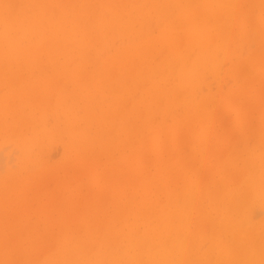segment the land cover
I'll return each mask as SVG.
<instances>
[{"label": "bare ground", "instance_id": "obj_1", "mask_svg": "<svg viewBox=\"0 0 264 264\" xmlns=\"http://www.w3.org/2000/svg\"><path fill=\"white\" fill-rule=\"evenodd\" d=\"M118 1L120 2L119 4L116 3ZM183 1L184 0H182V2ZM189 1L190 0H185L186 4L191 3V1L190 2ZM207 1H209V0H207ZM235 1H238V2H236L237 5L240 2V0H235ZM235 1H234V3H235ZM262 1H264V0H262ZM15 2L20 7V11L19 12L16 11L17 14H16V12H15V14H12V8H13V4H15ZM182 2H181V0H162V2H160V0H139V4H138L137 0H100L99 1L100 13L95 14V9H91L93 2L91 3L89 0H0V25L2 26V28L0 30V84L7 83L8 86L10 85L11 81L17 76V73H19L18 72L19 67L24 66L25 68H27L26 72H28V74H29V71L31 72L34 67H36L37 65H41L40 64L41 61L39 60V58H38V60L34 58L36 56H40V55H38V54H41L40 51L43 52V54L47 60V62H45V63L55 65V64H58V61H56V56L58 54H63L64 55L63 57H65V59H66V57L68 55L70 57V54L71 53L73 54V52H75L76 54L74 56L76 57L77 54L79 55V54L84 53L85 52L84 50L86 47L88 49H90L89 47H92L90 45L95 43V37H97V39H98L99 35H100L99 37H102L103 34L105 36V33L109 34V32H111V34H114V35L126 34L127 38H128V36L131 37V35H134L136 32L135 31L136 29L134 30V27H133L136 24V23H134L136 20H138L140 22L141 20L143 21V19H145V21H146V18L159 19V17H161V15L165 14L166 12L171 11V13H172V10H170L171 7L174 9H177L179 12H181V14L183 15V19H184V22L181 23V28L183 26H185V27H187L186 30H184L182 28L183 31H181L179 29V31H181V32L178 33L177 35H173L172 30H169V31L166 30L168 32L164 33L165 32L164 31L163 34H161L160 36H158V34H160L158 31V34L156 35V37L158 36L157 38L149 39L148 37H146L144 40V43H142L141 45H137L139 43L137 41L138 42L137 44L131 43L130 46L124 47L121 52L115 53V55H113L115 57L113 59H111V60H114L112 62H115L116 59H119V60H116L117 62H119V61L121 62V60L123 59L124 61H128L126 64H125V62L124 63L121 62L123 64V67L124 66L127 67V66H131V65L135 64L136 59L134 58V56H136V58H138V60H137L138 63H140V61H141L140 58H143V57L147 58L146 57L147 56L146 48L148 47L149 42L156 40L154 42L158 43V45L159 44H161L163 46L165 44L168 45L169 50H170V55L173 58L180 61L181 67H179L177 69V73L181 79L180 81H182V82L184 81V83L189 82V84L192 87H194L195 85H197L200 82L203 73L210 72L214 76H215V74H217L218 63H219L218 55L220 53V52L218 53V51H221L224 58L230 59V65L227 67L228 70L226 72H230L229 74L232 75L231 78L233 81H232V84L227 87V90L220 94V96H221L220 100L221 101L220 100L219 101L220 102L223 101V102H222V104H220V103L219 104L222 106L223 105L225 106L226 103L231 102L235 98V99H237V101H235L236 104L234 103L233 106H235V108H236V105H237V103H239L240 100L238 101V97L236 98L234 96H236L237 94L240 96V92H243V93L249 94V95L252 94V97H251L252 100H250V103L248 102L249 100H246V99L245 100L250 105L252 102L255 103V105H252V107H250V109L252 108L253 111L250 112L249 116H247V113H246V110L249 109V106H248V109H245V111H244L245 113L243 115L241 113L236 114L238 112V111H236V109L238 108L237 110H240L239 107L241 105H244L245 101L240 102L239 104H241V105L239 107H237L236 109L233 107L235 112H236L235 115H233V116H231L232 114H230V115L228 114L227 116H222L219 119L218 118L215 119L214 122H212L214 117H211V115H209V114H207V116L209 115L210 118H212V120H211L212 125H213L212 129H214V130L215 129L219 130V127H221L224 124V120L228 119V118H231L229 120V122L232 126L233 125L239 126L237 134H236V139L234 140V142L235 141L236 142L235 143L232 142L233 146H231V149H233V150L237 149L239 144H240V141L242 140L241 138L244 135H246L247 132H249L251 134L250 136L252 137V139L254 138L253 144L257 147V152L259 151L256 154L255 153L256 149L253 150V147H251V148L253 151H255L254 154H253V151H250L251 149L244 151L245 149H247V146H248L247 139L249 140V138L246 136L247 139L243 138L246 140L244 142L245 145H244L243 149L237 150V151L232 150L233 152H230L231 156L229 158L226 155H224V158L225 157H227V158H225L224 160L222 159L223 161L218 160L216 162L217 164L216 163L214 164L216 167H218V169L215 168V166H214L213 170H215V171L210 172L211 177L209 175V178H210L209 180L206 179V181H202L201 178L203 176H205L206 174H203V176H202V175H199L200 173H198L197 178H199V177H201V178L195 179V175H196L195 173H197V171L199 169H201L200 168L201 165H203L206 162V161L205 162L201 161V163L198 166H196V169H195L196 171L194 172V175H193L194 179H192L193 177L191 178V175H190V177L187 176L186 178H184L183 179V186L179 192H175V190H173L174 188H171L169 186L170 184L167 185L168 181L171 178L170 179H168V178L164 179L165 175L162 174L163 177L162 176H161V178L159 177L161 182H159L158 185H160L161 183L163 184L162 189L165 190L167 202L165 204H163L162 206H164V207L167 206L168 209L167 208L166 209L168 211L167 212H164V211L159 212V210H158V214L156 213L157 215H155V221H156L155 225L152 223H151V225L146 223L144 228L142 230H140L141 231L140 233H138L139 229L136 230V228L134 226L138 220L139 214L142 215L141 216V219H142L143 217L149 215V212L152 211V208H153L152 203L153 202L149 201L148 198H147V200L149 201L148 202L149 205L146 204V208H145L144 212L138 211V213H137V209H136L137 206L136 205L132 206V205L128 204L131 199L129 200V202L123 204V206H120V204H118L117 202L114 203V212L111 214L115 213V214H117V216L125 217V215L128 212L133 213V221H130L128 224L124 223V225H126V227H127L126 230H124V227H120L119 229H114V225H112V223L110 222L111 220L107 222L104 219L105 221L102 220L101 223L96 221L97 223H99L98 226L96 224L92 225V223H94V220L91 224H90V222L86 221V218L84 220H82L81 221L82 227L84 228L83 230L85 231L84 235L87 236V239H81V237L78 234H76L78 232H72V231L70 232L69 226H68L69 222L67 223L68 217L65 216L64 218H61L62 214L59 212L61 214V215L59 214L61 219H59V217H58V219L60 220L59 225H57V226H59V230L54 235V237H53L52 241L49 243V245H47V250L45 249L46 252L44 251L43 256L38 257L36 255V253H35L36 257L34 255V252L38 248L37 240L39 238V235H37V233H36L38 231L36 230L35 226H32L30 229H34L33 231H29L30 229H28L29 234H30L29 237L31 236L30 238L32 239V244L30 246L28 245L24 248L21 246V244H18L17 241L12 243L9 248H6L5 244L3 245L4 247H2V244H1V247H0V264H11V263L12 264H264V218H261V219L259 218L260 220L257 222L254 221V218L256 217V215L258 213H260V211H258L259 209H257V207H258L257 204H260L261 208H264V144H262V146L257 145V141H258L257 136L261 135V137H264V102H262V104H260V102L257 101L261 97H264V60H262L261 62H257L256 57H254L255 59H253V57H250V54H249V56H247L245 58L241 57V55H242L241 52L242 53L245 52V51L241 50L242 47H244L243 45L244 44L249 45L247 48V52H248L250 47L253 45L252 41H254V43L256 45V50L259 48V51H260V47H261L260 45L262 43H264V13H262V16H260L259 18H256V17L254 18L253 15H251V12H249V11L242 12V11L238 10L239 13L235 17L234 13H233L234 11L232 12L230 9L226 8V11L224 12L225 17L222 20V23L219 22L221 24H219L217 26V29H218L217 33L220 34L218 40L215 43H213L212 46H206V45L204 46L203 44H205L206 39H208L210 34L214 33L215 28L213 27L214 29H213L212 33L210 31H208L210 34L204 37L203 35H205L206 32L204 34L202 33L203 28L207 27L210 24V22L209 21H202V23L199 22L198 24L195 25L193 20H192V18H193L192 14L191 13L185 14L182 10H180L182 8L181 7ZM232 2H233V0H232ZM261 2L258 4L260 5ZM195 3H197V6H202V8L197 7L199 10H201V9L203 10V8H205V5H207L206 0H198V2H195ZM195 3H193V4H195ZM230 3H231V0H227V6L228 7H229L228 4H230ZM145 4H147V5L149 4V6H147L148 9L147 8L144 9L145 6H143V5H145ZM203 4H205L204 7H203ZM224 5L226 6L225 2L223 4V6ZM89 6H91V7H89ZM190 6H191V4H190ZM194 6L192 5V7H194ZM211 6H212V3H211ZM27 7L31 8L30 13H28L26 11ZM213 8H215V6ZM218 8L219 9L215 8L216 11L222 10L221 6H218ZM215 9H213L212 11H214ZM235 9H237V8L235 7ZM262 9H264V8H262ZM54 10H57L59 13V16L57 18H53V16H52L53 13H55ZM223 10H225V7H223ZM150 11H152L153 14ZM194 11L195 10H193V12ZM197 11H196V13H198ZM203 11H205V10H203ZM215 13H217V12H215ZM177 14H179V13H177ZM212 14H213V12H212ZM217 14L218 15H216V16H218V18H219V19H217V21H218L222 18L223 15H221V14H223V13L222 12L220 13L221 17H219V12ZM90 16H93V18H94L93 21H89V20H91L89 18ZM125 16L127 18L123 21L122 18H124ZM197 16H198V14H197ZM169 17H170V15H169ZM175 17H176V15H175ZM175 17H173V18H175ZM207 17H209V16H207ZM207 17L205 16L204 18L207 19ZM150 19H149V21H150ZM209 19H210V17H209ZM168 20L166 21L167 22L166 26L169 29L170 28L172 29V28H174L175 23L176 22L179 23V21L181 19L179 17L177 19H173V20L170 19L169 21ZM217 21H215L216 25H217ZM159 22H161V21L159 20ZM252 23L254 26L250 27V29H249L248 26L249 25L251 26ZM143 25H141V26H143ZM177 25L180 26L179 24H177ZM162 26H160V29ZM142 28H141V30H142ZM146 28L149 31L150 24L148 26H146ZM217 29H215V30H217ZM141 30H140V33H141ZM148 31L146 30L145 32H148ZM194 31H196V33ZM142 32H143V30H142ZM193 32H194V34H193ZM140 33H138V34H140ZM77 34L80 35V38L78 41L75 40V37ZM215 35H216V32H215ZM104 36H103V38H104ZM140 36L142 37L144 35H142V33H141ZM149 36H151V35H149ZM33 37H34V39H33ZM22 38H26V41H27V43L24 46H21V43H20V42L24 41V40L20 41V39H22ZM107 38H109V37H106V39L103 40V43H106V45H108L107 44V42H108ZM214 38H216V37H214ZM214 38H213L212 42L215 40ZM146 39L151 40V41H147ZM179 39L183 40V46H184V49H183L184 52L183 53H180L179 49H177L178 48L177 47V41ZM250 41L252 44L249 43ZM154 42L150 43L149 46L150 45L153 46ZM231 42H232L233 46H230ZM106 45H104V46H106ZM194 45H196V47H197V56H196V59L193 61L194 66L193 67L191 66L192 68L189 69L188 71H186L183 69V67H184L183 66L184 56L186 55V57H187L186 52ZM94 46H96V45L94 44ZM104 46H102V48ZM97 47H99V43L97 44ZM209 47H211V48H209ZM153 48H154V46H153ZM87 50H86V52H87ZM90 50H92V49H90ZM156 50H157V48H156ZM98 51H97V53H98ZM153 51H155V50H153ZM86 52H85V54H86ZM91 52L93 54V51H91ZM262 54H264V53H262ZM189 56H190V52H189ZM45 58H43V60ZM77 58H79V57L77 56ZM153 58H155V57H153ZM262 58H264V57H262ZM164 59H165V57H164ZM175 59L174 60L173 59L167 60L165 62L166 66H167L166 70L168 71V74L173 73V70L171 67L176 64V63L173 64L174 61L175 62L177 61ZM107 60H109V59H107ZM143 60H144V58H143ZM155 60H157V56H156ZM257 60L259 61L260 58H257ZM67 62H68V60H67ZM148 62H147V64H148ZM63 63L65 64V62H63ZM107 63L110 64V62H107ZM162 63L160 62V64H162ZM64 64L61 63L60 68L62 69V72L65 73V79H68L72 74L66 70L67 67ZM141 64H144V63H141ZM153 64H154V62L152 63V66H153ZM67 65H69V64H67ZM113 65H114V63H113ZM4 67L7 68L6 71H3L5 69ZM56 67H58V66H56ZM98 67H100V66H98ZM117 67H121V65H119ZM160 67L158 68L159 71H160ZM2 68H4V69L2 70ZM38 68H39V66H38ZM107 68H108V66H107ZM147 68L149 70L150 67H146V69ZM126 69L127 68H125V71H127ZM138 69H139V67H138ZM119 70H121V69H119ZM122 70H124V69L122 68ZM157 71H156V74H157ZM102 72L103 71L101 70L100 73L96 74L95 78H93L91 80V85H93L94 88H100L101 87L100 76H101ZM90 73H92V72H90ZM110 74H111V70H110V73L108 74V76ZM138 74H140V72H138L137 75ZM104 75H106V74H104ZM122 75H124V74H121L120 77ZM150 75H151V73H150ZM162 76H160L161 79L163 78ZM144 77H145V75H144ZM151 77L153 79V77L155 78V75L151 76ZM254 77H258V78L260 77L259 78L260 83L258 82L257 83L258 85H256V84L252 85L255 82L251 81L252 82L251 85H248L247 79L251 78V79L255 80ZM106 79H108V77ZM159 80H160V78H159ZM173 80H175V79H173ZM21 81H23V80H21ZM85 82H83L84 87L86 86ZM104 82H106V81L104 80ZM23 83L22 82L19 83V84H21L20 86H22ZM34 84H35V82H34ZM153 84H155V83H153ZM157 84H158V82H157ZM12 85H17V84H12ZM29 85L25 84V86H24V84H23V86L20 88L16 87V88H18L17 91L15 90L16 92L14 91L18 96V98H16V100L18 99L17 103H14V104H15V106H19V109H20L19 117L17 119L14 116V115H16V112H15L16 110L13 109V111H11V109L9 107H8L9 110H7V108L4 104L6 101L3 103H0V114H5V115L11 114L10 130H13L11 128V126L15 128V126L17 124L20 125L22 123V120L24 119L23 118V112H24L23 109L25 106H27L28 109L30 110L29 114L31 116H32L31 111L35 107H37L41 112L40 117L42 120L46 117V115H48V112L50 111V110L48 111V108L46 106V103L49 104L50 101H49V103H48V101L46 103L42 102L43 99H46V98H44V94L41 95L42 97L40 96V99H41L40 101L38 100V102H36L34 100V97L36 98L39 94H41L42 88L44 91H46V89L43 87L44 85L42 84V80H41V83L39 84V87H37V88L34 87L35 85H33V84L30 85V86H32V90H31ZM182 85H183V83H181V86ZM151 87L155 88L154 85H152ZM107 88H106V90H107ZM161 88H162V86H161ZM184 88L186 89L185 85H184ZM103 89L104 88H102L99 91L100 97H103L105 95L104 93L106 90L104 89V91H103ZM155 89H154V91H155ZM158 89H156V90H158ZM174 90H173V93L176 94L177 91L174 92ZM180 90H182V88ZM29 91H30V93L32 92V97L34 95L33 98L30 95L28 97H25L26 96L25 94H30ZM52 92H54V94L52 93L51 97H52V95L55 97V99L53 101L54 104L51 106V108H53V106H55V108H53L51 111L52 115L55 118L54 120H57V122H58L59 121V114L62 113V114H65L64 116H65V120H67V123L69 121H72L76 116L75 112H77V109L75 108V106L78 105V101H79V99L76 101V99L78 97V96L76 97L77 90L74 94H71V96L66 98V96L64 95V93H65L64 83L63 84L59 83V86L56 87ZM91 92H93V91H91ZM91 92H90V94H92ZM147 92L149 93V91H147ZM147 92H145L146 95H147ZM167 92L169 93L170 91H167ZM187 92H188V90H187ZM15 93L13 95H12V93L9 95L14 96ZM84 94L87 95V93H83V95ZM177 94L179 95L178 92H177ZM189 94L190 93L186 94V96H188V98H189ZM158 95H159V93H158ZM182 95H183V93H181V97H182ZM212 95H213V97L211 96L212 100H215V98H216L215 96H217V94L215 96H214V94H212ZM253 95H254V97H253ZM29 97H31L32 100H30ZM120 97H121V95L120 96L117 95V92H116V94H113L112 95V102L110 104L116 103V101L118 104L120 99H121ZM144 97H141L139 100H134L133 106L131 109V112L136 110L139 113V117H140L141 111H139L140 109L137 110L138 106H139L138 103L141 102V104H142L144 102V104H145L147 98H144ZM153 97L155 99V96H151L149 99V102L147 103L148 108L151 106V104L154 100ZM211 98L209 97V100ZM80 99H81V97H80ZM85 99H83L82 101H84ZM100 99L101 100H98V102L103 100L102 98H100ZM185 99L186 98H184V101H185ZM249 99H250V97H249ZM12 100L10 97L9 102ZM47 100H49V97L47 98ZM52 100H53V98H52ZM200 100H202V98ZM212 100H211V102H214ZM181 101H182V98H181L180 102ZM80 102H81V100H80ZM86 102H87L86 106L84 105L82 107V105H81V107L84 111L83 112L84 115H82V116L83 117L85 116L84 117L85 123H84V127L81 128L80 138H78L77 134H76L75 129H77V128L72 127L69 124H67V125L65 124L66 126H64L63 129L61 128L62 130L55 127V130L49 131L48 128L44 127L43 122H42L43 127L41 129H39L37 132L33 131L34 133L32 132V136L31 135H29V137L22 136L23 131L20 132V133H22L20 135L18 133H16L18 130L16 132L12 131L13 133L10 131L11 133L6 140L8 141V140L14 139L15 141H17L18 146L20 147L22 154H23L25 159H31L30 158L31 155H30L29 151L32 149L33 144L39 145V141H45V139H47L45 141V143H46L48 140L49 141L53 140V138L57 135H60L62 137V134H65V136L67 138L66 142L64 143V145L67 149L71 148V147H76L78 149L81 147L82 153L84 151L92 149L91 143H92V141L95 142L93 140L95 136H97V137L100 136L98 138L101 140L102 143H106V147L111 146L113 142L110 141L109 138H108L109 140L104 141L102 139L103 138L102 135H100V131H97V132L94 131V134L91 133L90 128H92V129L94 128V130H96L99 125L103 124L104 118L102 117L103 116L102 112L99 113L98 115L95 114L96 112L94 113V111L96 109L95 106H94V111L91 110V113H88L90 106H93L96 103L94 101V98L91 95H90V97L87 98ZM194 103H195V106L198 104L196 101H194ZM202 103H204V101L203 102L201 101V104ZM206 103H207V101H206ZM231 103H229V105ZM247 104H245L246 107H247ZM9 105L11 106V104H9ZM122 105H123V103H122ZM167 106L170 107L169 104H167ZM11 107H13V106H11ZM100 107L102 108L103 105L101 104ZM151 107H153V106H151ZM220 107H219V109H220ZM243 107H245V106H243ZM222 108H224V107H222ZM243 109L244 108H242V110ZM101 110L103 111V109H101ZM144 110L145 109L143 108L142 114H144L143 113ZM151 110H152V108H151ZM146 111H147V109L145 110V112ZM202 111L200 110L198 112H202ZM213 111H214V109H212L211 112H213ZM230 111H232V110H230ZM230 111L228 113H230ZM131 112H130V115H131ZM208 112L210 113V111H208ZM33 113H34V110H33ZM51 113H49V114H51ZM191 113H192V111H191ZM124 115H126V111H125ZM196 115H198V114H196ZM27 116H29V115L27 114L26 117ZM33 116H34V114H33ZM133 116H135V115H133ZM192 117H193V119L195 118L194 116H192ZM149 119H150V117L148 118V121H149ZM35 120H36V118H35ZM144 120L145 121H143V122H147V125H148L149 122L146 119H144ZM197 120H199V118ZM5 121L6 120L3 121V123H4L3 126H0V127H2L0 130H2V131H4L5 129L7 131V128H4V127H7V125H9L8 124L9 122L5 123ZM55 124H58V123H55ZM198 124H200V123H198ZM0 125H1V123H0ZM35 125L36 124H34V128H35ZM127 125H128V123L124 124L123 126L121 124L120 129H119V131H120L119 135L123 136V141L128 136H130L131 134H134V131H135L131 127H127ZM142 125H143V123H142ZM246 125H250V129L246 130ZM25 127L23 126V129ZM19 128L21 129L22 127L20 126ZM165 128H166V126H165ZM205 128H206V126H205ZM205 128L203 127V130ZM16 129H18V127ZM52 129H54L53 126H52ZM236 130H237V128H236ZM31 131H32V129H31ZM200 133H203V132H200ZM209 133L207 134L208 135L207 137L205 136L207 139L210 138ZM215 133H216V131H215ZM211 134H212V132H211ZM6 135L8 136V134H6ZM202 135H200V137ZM205 137H202L205 139L204 142L206 141ZM211 138L214 139V137H211ZM211 138H210V142H208L210 144L212 143ZM228 140L229 139H227V141ZM194 142H195V140H194ZM200 142L201 141H199V143H197L198 149L200 147H202V145H200ZM42 143H44V142H42ZM42 143H41V146L39 145V147H42V145H43ZM210 144L208 146L206 145V147L204 148L205 149L204 154L208 155L210 153L215 152V148H214L215 146H216V152L215 153L217 154V152H218L217 146L218 145H212V144L210 145ZM214 144H216V143H214ZM226 145H228V144H226ZM144 148H146V147H144ZM141 150H142V148H141ZM145 150H147V149L142 150L141 157H142V154L144 155ZM220 152H222V150ZM28 154L30 155V157H28L29 156ZM219 154H217V156ZM190 155H192V153H190L188 155V157H190ZM235 155H237V157H235ZM143 157H145V155ZM0 159H1V157H0ZM133 159H136V158H132V160ZM218 159H220V157ZM207 160H209V159H207ZM257 160H258V162H257ZM255 162H257V164ZM30 163H32L33 166L34 165L39 166L41 162L38 158L35 157L34 159H31ZM208 166H210V165H208ZM219 167H221V168L219 169ZM216 169H217V172H220V173H218L220 175V177L218 176L219 178H217V179L215 176V175H217ZM199 171L200 172L202 171V173H206L203 170H199ZM163 172H165V171H163ZM13 174L15 175V173H13ZM13 174H11V173L8 174L6 180H3V179L0 180V199H1V201H0V217H1V220H0V239L5 238V235H6L3 223H6V222L8 223V221H9V220L5 221V218L7 216V215H5V211L7 209L4 208L3 203H4V201H8L10 199V193H11L12 189L17 188V186H19V183H20L19 180H15L13 182V178L11 177V175H13ZM170 174L171 173H168L167 175H169V177H170ZM171 177H172V179H174L173 176H171ZM11 178H12V180H11ZM151 180H153V179H151ZM154 180H157V179L155 178ZM127 181L131 182V180H129V179H127ZM145 183H142L141 187L146 192L147 184H145ZM241 184L245 185L247 187V190H249V195L247 196V198L244 197V194L248 191H245L246 190L245 188H240V186L241 187L243 186ZM18 189L19 188H17V190ZM117 193H118L117 189L114 188L112 198L116 199ZM129 195H132V194H129ZM146 195H148V194H146ZM146 195H144V196H146ZM135 196H137V195L135 194ZM132 197H134V196H132ZM243 197L246 199H243ZM135 198H133V199H135ZM179 198H180L181 203H178ZM206 199L208 200L209 203L212 201L214 202L213 207L216 205V201H217L216 199L219 200V202L217 203L216 209H215V207L211 208V209L209 208V210H211L212 212L206 210L207 207H206V203L204 202ZM67 202H69V200ZM65 203L63 201V204H65ZM210 205H212V204H210ZM254 205H256L257 207L255 208ZM94 206L96 207V205H94ZM252 206H254V207H252ZM132 207H134V209ZM93 208L91 207L90 209H93ZM253 208H255L256 211H258V213L256 212V214H254L255 211L253 210ZM163 210H165V209L163 208ZM250 211H251V213H250ZM261 211H264V210H261ZM155 212H153V213H155ZM118 213H120V214L118 215ZM39 214H41V213H39ZM212 214H213V216H212ZM252 214H253V217L255 215L254 218L252 217ZM113 218H114V216H113ZM44 220L46 221L45 226L47 227L49 225V220L46 219V217L44 218ZM123 220H124V218H123ZM9 223H11V222H9ZM70 223H72V221H70ZM70 223H69V225H70ZM37 225H38V223H37ZM12 226L14 227L15 231H17L16 228L19 229L20 227H22V225L20 224V220H18V219L14 220ZM78 228L80 229L81 227L79 226ZM172 229L174 230V236L171 239H169L168 233L166 235V232H168L169 230H172ZM156 237H157V240H155ZM25 239L27 240V238H25ZM28 240H30V239L28 238ZM130 250L133 253H130Z\"/></svg>", "mask_w": 264, "mask_h": 264}, {"label": "rangeland", "instance_id": "obj_2", "mask_svg": "<svg viewBox=\"0 0 264 264\" xmlns=\"http://www.w3.org/2000/svg\"><path fill=\"white\" fill-rule=\"evenodd\" d=\"M89 1L91 3L93 2V5L91 4L92 7L91 6H89V7H91V9H95V14H99L100 13V11H99L100 10V6H99L100 0H97V1L96 0H89ZM190 1H191V3L186 4L185 0L183 2L181 0V2H182L181 7L182 8L180 10H182L185 14L191 13L192 17H193L192 20H193L195 25L198 24L199 22L202 23V21H209L210 22V24L207 27L203 28L202 33L204 34L206 32L205 35H203L204 37L210 34L208 31H210L212 33L213 29L214 28L217 29V26L222 23V20L225 17L224 12L226 11V8L230 9L232 12L234 11L233 13H234L235 17L238 15L239 11H242V12L249 11V12H251V15H253L254 18L255 17L259 18L260 16H262V13H264V9H262V8H264V1H262V0H240L238 5L236 4V2H238V1L233 0V2H232V0H231V3L228 4L229 7L227 6V0H209V1L206 0L207 5L203 4V7L205 5V8H203V10H205V11H203L202 9L199 10L197 8V7L202 8V6H197V3H195V2H198V0H190ZM234 1H235V3H234ZM160 2H162V0H160ZM224 2H225L227 7L225 5L223 6ZM260 2L262 5L258 4ZM116 3L119 4L120 2L118 1ZM137 3L139 4V0H137ZM193 3H195V4H193ZM211 3H212V6H211ZM16 4H17L16 2H15V4H13L12 14H15L16 11L17 12L20 11V7L18 6V4L17 5ZM190 4H191V6H190ZM192 5L193 6L195 5V6L192 7ZM217 5L221 6V8H222L221 11H219V10L216 11V9H219ZM143 6H145L144 9H146V8L148 9L147 6H149V4L148 5L145 4ZM214 6L216 9L213 8ZM223 7H225V10H223ZM235 7L237 9H235ZM213 9H215V10L212 11ZM170 10H172V13H171V11L166 12L165 14H162L161 17H159V19L146 18V21H145V19H143V21L141 20L140 22L138 20H136L137 22L135 21L134 23H136V24L133 26L134 30L136 29L135 30L136 32L134 35H131V37L128 36V38H127L126 34L114 35V34H111V32H109V34L105 33V36H104V34L102 33L104 38H103V36L99 37L100 35L98 36V39H97V37H95V43L94 44L96 46H94V44L90 45L92 47L88 46L92 50H90L86 47L88 49L87 50L85 48V50H84L85 52L87 50L86 54L84 52V53L79 54V55L77 54L75 57L74 55L76 53L73 52V54L71 53L70 57L68 55L66 57V59H65V57H63L64 56L63 54H58L56 56V61H58V64H55V65L45 63V62H47V60H46L43 52L40 51L41 54H38V55H40L41 57L36 56L34 58L37 60L39 58V60L41 61V63H40L41 65H37L36 67H34L33 68L34 70L32 69L31 72L29 71V74H28V72H26L27 68H25L24 66H22L23 68L19 67V69H18L19 73H17V76L13 79L14 81L13 80L11 81V83L9 85L10 87L7 85V83L0 84V87H1L0 88V103H3L6 101L4 104L7 108V110H9L8 107L11 109V111H13V109L16 110L15 112H16L17 116L14 115L16 119L19 117V113H20L19 106H15V104H14V103H17V100H18V99L16 100V98H18L17 94L15 93L18 89L16 87L20 88L23 86V84H24V86H25V84H27V85L33 84V85H35L34 87L37 88V87H39V84L41 83V80H42V84L44 85L43 87L46 89V91H44L43 88L41 87L43 91L41 90V94H39L36 98L33 95L34 100L36 102H38V100L40 101L41 100L40 96L42 94H44V98H46V99H43L42 102L46 103L48 101V103H49V101H50L49 104L46 103L48 111L49 110L50 111L48 112V115H46V117L44 118L45 120L41 119V117H40L41 112L37 107H35L36 109L35 108L33 109L34 113H33V110L31 111V113H32V116H31L29 114L30 110L28 109L27 106H25L23 109L24 110V112H23V118L24 119L22 120V123L20 125L15 124L16 125L15 128L11 126V128L13 130H10L11 114H7V115L0 114V120H1L0 126H3L4 120H6L5 123L9 122L8 123L9 125H7V127H4V128H7V131H6V129L4 131L0 130V133L2 132L0 134V152H1L0 153V157H1V159H0V180H2V179L6 180L8 174L15 173V175L14 174L11 175V177L13 178V182L15 180H19V182H20L19 186H17V188H19V189L18 190H17V188H14L15 190L12 189V191L10 193V199L8 201H4V203H3L4 208L7 209L5 211V215H7L5 218V221L6 220L7 221L9 220V221H8V223L7 222L3 223L6 235H5V238L0 239V247H1V244H2V247H4L3 245L5 244L6 248H9L10 245L12 243H14L15 241H17L18 244H21V246L24 248L28 245L30 246L32 244V239L30 238L31 236L29 237V235H30L29 231H33L34 229H30V228L32 226H35L36 230L38 231L36 233H37V235H39V238L37 240L38 248L34 252V255L36 253V255L38 257H41V256H43L44 251L46 252L47 245H49V243L52 241L54 235L59 230V226H57V225H59V222H60L59 219L64 218L65 216L68 217L67 223L68 222L70 223V221H72V223H70V225L68 223L69 231L70 232L71 231L72 232H78L76 234H78L81 237V239H87V236L84 235L85 231L83 230L84 228L82 227V222H81L85 218H86L87 222H90V224L94 220V223H92V225L96 224L97 226L99 225V223H97V222L101 223V221L104 219L107 222L111 220L110 222L112 223V225H114V229H119L120 227H124V230H126L127 227H126V225H124V223L128 224L130 221H133V213L128 212L125 215V217L121 216L122 218L120 216H117V214H115V213L114 214H111V213L114 212V203L115 202L120 204V206H123V204L129 202L130 199H131L130 200L131 203L129 202L128 204H130L132 206L136 205L137 206L136 207L137 213H138V211L144 212V210L146 208V204L149 205V203H148L149 201L153 202L152 203L153 208H152V211L149 212V215H147L141 219L142 215L139 214L138 220L135 223L134 227L136 228V230L139 229L138 233H140L141 232L140 230H142L144 228L146 223L149 225H151V223L155 225V223H156L155 215L158 214V210H159V212H161V211L167 212L168 211L167 206L166 207L162 206L163 204H165L167 202L165 190L162 189L163 184L161 183L160 185H158L159 182H161L160 178H161L162 174L165 175L164 179H166V178L172 179L171 176H173L174 179H172V180L170 179L168 181L167 185L170 184L169 186L171 188H174L173 190H175V192H179L183 186V179L186 178L187 176L190 177V175L192 178L194 175V172L196 171L195 170L196 166H198L201 163V161H204V162L206 161V162L203 165H201V167H200L201 169H199V170H203L206 173H202V171L200 172L198 170L197 173H195L196 174L195 179L197 178L198 173H200L199 175H202V176H203V174H206L202 178L199 177L202 179V181H206V179L209 180L210 179L209 175L211 177L210 172L215 171V170H213L214 166H215L214 164L218 160L223 161L225 158H227V157L229 158L231 156L230 152L241 150L244 148V145H245L244 142L246 140L243 138L247 139V137H248L250 140L249 141L247 139L248 146H247V149H245L244 151H247L250 149H251L250 151H253L254 149H256L255 150L256 152L253 151V154H254V152L256 154L259 152V151L257 152V147L253 144L254 138L252 139V137L250 136L251 134L249 132H247L246 135H244L241 138L242 140L240 139L241 141L239 140L240 144H239L237 149H234V150L231 149V146H233L232 142H234V140L236 139V134H237V131L239 128V126H235V125L232 126L230 124L229 120L231 118L225 119L224 124L221 127H219V130L218 129H215V130L212 129V127H213L212 122H214L215 119H217V118L219 119L222 116H227L228 114L229 115L232 114L231 116L235 115V113H236L234 110L235 106H233V105H234L235 101H237V99H235L234 97H236V98L238 97V101L240 100L239 103L242 101H245V104H247L248 102L250 103V100H252L251 99L252 94L249 95V94H245L243 92H240V96L237 94L236 96L233 97L234 99L231 101L232 103L229 102V103H231L230 105H229V103H226L227 105L225 104V106L220 105L223 102V101L220 102L221 101L220 100V98H221L220 94L222 92H225L227 90V87L230 86L232 84V81H233L231 78L232 75L229 74L230 72H226L228 70L227 67L230 65V59L224 58L221 51H218V53L219 52L220 53L218 55L219 63H218L217 74H215V76H214L210 72L203 73L200 82L197 85H195L194 87H192L189 84V82L184 83V81L183 82L180 81L181 79L177 73V69L179 67H181L180 61H178L177 59L173 58L170 55V50H169L168 45H166V44L164 46L161 44L158 45V43L154 42L156 40L151 41V40L146 39L147 41H151V42H149V44L154 42V44H153L154 48L152 45H150L151 46L150 47L148 44V47L146 48V50H147V56L146 57L147 58L143 57L144 60H143V58H140V60H141L140 63H138V61H137L138 58H136V56H134V58L136 59V61L134 60L135 64L137 63L136 65L134 64L131 66H127V67L124 66L123 67L122 63L125 62V64H126L128 62V61H124L123 59H122L123 61L121 60L122 63L120 61L119 62L116 61L119 59H116L115 62H112L114 60H111V59H113L115 57L113 55H115V53H117V52H121L124 47L130 46L131 43L137 44L139 42L137 45H141L142 43H144V40L146 37H148L149 39H155L158 36H160L161 34H163L164 31H165L164 33H166L169 30H172L173 35H177L181 31H183V29L186 30L187 27H185V26L182 27L183 29L181 28V23L184 22L183 15L181 14V12H179L177 9H174L172 7ZM193 10H195V11L193 12ZM26 11L28 13H30L31 8L27 7ZM54 11H55V13H53L52 16H53V18H57L59 16V13L57 10H54ZM196 11L198 13H196ZM17 12H16V14H17ZM150 12H152V11H150ZM212 12H213V14H212ZM215 12H217V13L219 12V17H221V15H223L222 18L218 21H217V19H219V18H218V16H216L218 14ZM221 12L223 14L220 15ZM177 13H179L180 15ZM152 14H153V12H152ZM197 14H198V16H197ZM169 15H170V17H169ZM175 15H176V17H175ZM172 16L175 18H173ZM205 16L206 17L209 16L210 19H209V17H207V19L204 18ZM179 17L181 20L179 21V23H177V22L175 23L174 28L169 29L166 26V23H167L166 21L168 19L173 20V19H177ZM89 18L91 19L89 21H93V19H94L93 16H90ZM126 18L127 17L125 16L124 18H122V20L124 21ZM149 19L151 22L149 21ZM159 20L161 22H159ZM215 21H217V25L215 24ZM219 22H221V23H219ZM253 23L251 24V26L250 25L248 26L249 29H250V27L254 26ZM149 24H150L151 30L149 29V31H148V29H147L148 27L146 28V26H148ZM177 24H179L180 26H178ZM141 25H143V26H141ZM160 26H162L161 29H160ZM1 28H2V26L0 25V30H1ZM141 28H142L144 33L142 32ZM179 29L181 31H179ZM215 29H214V33L210 34L208 39H206L205 44H203L204 46L205 45L206 46H212L213 43H215L218 40L220 34L217 33L218 29L217 30H215ZM140 30H141L142 35H144L142 37L140 36V34H141ZM146 30L148 32H145ZM166 30H168V31H166ZM158 31L160 34H158ZM194 32L196 33V31H194ZM194 32H193V34H194ZM215 32H216V35H215ZM138 33H140V34H138ZM157 34H158V36L156 37ZM149 35H151V36H149ZM213 36L216 38H214ZM106 37H109V38H107L108 42L110 41L109 43L107 42L108 45H106V43H103V40L106 39ZM79 38H80V35L77 34L75 37V40L78 41ZM213 38L215 40L212 42ZM33 39H34V37H33ZM20 41H23V42H20L21 46H24L27 43L26 38H22V39H20ZM98 43H99V47H97ZM249 43H251V41ZM252 43H253V45L250 47L248 52H247V48L249 45L248 44L243 45L244 47H242L241 50L245 51V52H243V53L241 52V54H242L241 57L245 58V57L249 56V54H250V57H253V59H255L254 57H256V61L261 62L262 60H264V58H262V57H264V54H262V53H264V43H262L260 45L261 46L260 51H259V48L256 50V45H255L254 41H252ZM104 45H106V46H104ZM102 46H104V47L102 48ZM230 46H233L232 42L230 43ZM177 47H178L177 49H179L180 53L184 52V50H183L184 46H183V40L182 39H179L177 41ZM156 48H157V50H156ZM209 48H211V47H209ZM153 50H155V51H153ZM91 51H93V54ZM97 51H98V53H97ZM189 52H190V56H189ZM186 54H187V57L185 55L184 60H183V62H184L183 66L184 67L183 66L182 67L184 70L188 71L189 69H191L194 66L193 61L196 59V56H197L196 45L192 46L186 52ZM77 56L80 59L77 58ZM156 56H157V60H155ZM153 57H155V58H153ZM164 57H165V59H164ZM43 58H45V59L43 60ZM106 58L109 60H107ZM257 58H260V60L258 61ZM172 59L173 60L175 59L178 62L177 61L173 62V64L176 63L174 66L171 67L173 70V73L168 74V71L166 70L167 66H166L165 62L167 60H172ZM67 60H68V62H67ZM151 60L154 62L153 66H152L153 62ZM63 62H65V64ZM107 62H110V64ZM147 62H148V64H147ZM160 62L161 63L163 62V63L160 64ZM61 63L64 64L67 67L66 70L72 74L68 79H65V73L62 72V69L60 68ZM113 63H114V65H113ZM141 63H144V64H141ZM67 64H69V65H67ZM106 65L108 66V68ZM119 65H121V67H117ZM38 66H39V68H38ZM56 66H58V67H56ZM98 66H100V67H98ZM138 67H139V69H138ZM146 67H150L149 70H148V68L146 69ZM159 67H160V71L158 70ZM4 68H2V70L4 69L3 71H6L7 68L6 67H4ZM122 68L124 70H122ZM125 68H127L126 69L127 71H125ZM119 69H121V70H119ZM101 70L103 71L101 76H100L101 87L100 88H94L93 85H91V80L93 78H95L96 74L100 73ZM110 70H111V74L108 76V74L110 73ZM156 71H157V74H156ZM90 72H92V73H90ZM138 72H140V74L137 75ZM150 73H151V75H150ZM104 74H106V75H104ZM121 74H124V75H122L120 77ZM144 75H145V77H144ZM154 75H155V78L153 77V79H152L151 76H154ZM160 76H162L163 78L161 79ZM107 77H108V79H106ZM159 78H160V80H159ZM254 78H255V80H253L251 78L247 79L248 85H251L252 82H255L252 85H255V84L258 85L257 83L258 82L260 83V79H259L260 77L259 78L254 77ZM173 79H175V80H173ZM21 80H23V81H21ZM104 80L106 82H104ZM21 82L22 83L24 82L22 84V86H20L21 84H19ZM34 82H35V84H34ZM83 82L86 83L85 87L83 86V84H84ZM157 82H158V84H157ZM59 83L60 84L64 83V88H65L64 95L66 96V98L71 96V94H74L77 90L76 97L77 96L78 97H77L76 101L79 99L78 105L80 107L78 105H76L77 107L75 106V108L77 109V112L74 111L76 113V116L72 121L68 120L69 121L68 123H67V120H65V116H64L65 114L60 113L59 114V121L57 122V120H54L55 118L51 113L52 109L55 108V106H53V108H51V106L54 104L53 101L55 99V97L53 95L51 97V94L52 93L54 94V92H52V91L56 87L59 86ZM153 83H155V84H153ZM181 83H183V85H182L183 87L181 86ZM12 84H17V85H12ZM152 85H154L156 89L159 88L160 90L159 89L156 90L154 87L152 88L151 87ZM184 85H185L186 89L184 88ZM161 86H162V88H161ZM30 88L32 90V86H30ZM88 88L89 89L91 88V89L89 90ZM102 88H104L105 90L107 88V90L104 93L105 95L103 97H100L99 91ZM181 88H182V90H180ZM104 89H103V91H104ZM154 89H155V91H154ZM173 90H174V92L177 91L179 93V95L177 94V92H176L177 95L174 94ZM187 90H188V92H187ZM91 91H93V92H91ZM115 91L117 92V95H119V96L121 95V97H120L121 102L119 101V103L117 104V101H116V103L110 104L112 102V95L116 94ZM147 91H149L150 94ZM167 91H170V92L168 93ZM13 92L15 93L14 96H12L14 94ZM90 92L92 94H90ZM145 92H147V95L145 94ZM8 93L9 94L12 93V95H9ZM29 93H30V91H29ZM83 93H87V95L86 94L83 95ZM158 93H159V95L160 94L161 95L159 96ZM181 93H183L182 97H181ZM187 93H190L189 98H188V96H186ZM7 94L11 97V100L13 98L15 100L13 99L12 101L9 102L10 97ZM212 94H214V96L217 94V96H215L216 97L215 100H212V98H211V96L213 97ZM25 95H26L25 97H28L29 95L32 97V92L30 94H25ZM90 95L94 98V101L96 103L93 106H90L88 113H91V110L94 111V106H95L96 109H95L94 113L96 112L95 114L98 115L99 113L102 112L103 113L102 117L104 118V122L102 125H99L96 130H94V128L93 129L90 128L91 130L90 129L89 130L91 131L92 134H94V131H96V132L100 131V135H102V137H103L102 139L104 141H107L110 139V141L113 142L111 146L106 147V143H102L101 140L98 138L100 136H98V137L95 136L93 139L95 142L92 141V143H91L92 149L84 151L82 153L81 147L78 149L76 147H71V148L67 149L64 145V143L67 140L65 134H62V137L60 135H57L53 138V140H50V141L48 140L46 143H45V141L47 139H45V141H39L40 146H41L42 142L45 143V144L42 143L43 144L42 147H39L38 144H35V145L33 144V147L31 149L32 151L31 150L29 151L31 157L29 154H28L29 155L28 157H30L31 159H34L36 157L41 162L39 166H35V165L33 166L32 163H30L31 159H25L24 158L22 151H21L20 147L18 146L17 141H15L14 139L8 140V141L6 140L12 131L16 132L18 130L19 132L17 131L16 133H18L19 135L23 133L22 136L29 137V135L32 136L33 131L37 132L39 129H41L43 127V125H44V127L48 128L49 131H51V130H55V127L59 128V129H61V128L63 129V127L66 126L67 124L71 125L72 127L77 128V129H75L76 134H77V137L80 138L81 128L84 127V123H85V118H84L85 116L84 117L82 116V115H84L83 114L84 111H83L82 107L84 105L86 106V104H87L86 100L88 97H90ZM79 96L81 97V99ZM151 96H155V99L153 97V99H154L153 102L151 101L152 102L151 106H153V107H151V106L150 107L152 108V110L150 107L148 108V106H147V103L149 102V99ZM31 97H29L30 100H32V98H33V97L32 98ZM48 97H49V100H47ZM141 97L147 98V100H146L145 104H144V102L142 104H141V102L138 103L139 106H138L137 110L140 109L139 111H141L140 117H139V113L136 110L131 112V109H132L134 100H139ZM209 97L211 98L210 100H209ZM249 97H250V99H249ZM253 97H254V95H253ZM52 98H53V100H52ZM100 98H102L103 100L98 102V100H101ZM181 98H182V101L180 102ZM184 98H186L185 101H184ZM201 98H202V100H200ZM83 99H85V100L82 101ZM245 99L249 100V101L246 102ZM80 100L83 104L80 102ZM211 100L214 102H211ZM194 101H196L198 103L196 106H195ZM201 101L202 102L204 101V103L201 104ZM206 101L208 104L210 102L211 103L208 105L206 103ZM257 101H259L260 104H262V102H264V97H261ZM122 103H123V105H122ZM217 103L218 104L220 103V104L218 105ZM239 103H237L236 108L241 105ZM9 104H11V106H13V107H11ZM101 104L103 105L102 108L100 107ZM167 104H169L170 107H168ZM245 104L241 105L239 107L240 110H237L238 108L237 109L235 108L236 111H238L236 114L241 113L243 115L245 113L244 112L245 109H248V106H249V109L246 110V113H247V116L250 115V112L253 111V109L252 108L250 109V107H252V105H255V103L252 102L251 105L247 104V107ZM81 105H82V107H81ZM243 106H245V107H243ZM219 107H220V109H219ZM222 107H224V108H222ZM143 108L145 110L147 109L146 112H145V110L143 112L144 114L146 113L145 115L142 114ZM242 108H244V109L242 110ZM101 109H103V111ZM212 109H214V111H213L214 113L211 112ZM200 110L201 111L203 110V111L198 112ZM230 110H232V111H230ZM125 111H126V115H124ZM191 111H192V113H191ZM208 111H210V113ZM229 111H230V113H228ZM130 112H131V115H130ZM26 113L30 117L29 116L26 117V115H27ZM49 113H51V114H49ZM33 114H34V116H33ZM196 114H198V115H196ZM207 114L211 115V117H214V119L212 120V118H210L209 115L207 116ZM133 115H135V116H133ZM192 116H194L195 118L193 119ZM149 117H150V119L148 121ZM35 118H36V120H35ZM198 118H199V120H197ZM144 119H146L149 122L148 125H147V122H143V121H145ZM211 120H212V122H211ZM42 122H43V125H42ZM55 123H58L59 125L55 124ZM127 123H128L127 127H131L135 131H134V134H131L130 136H128L123 141V136L119 135L120 134L119 129H120L121 124L123 126L124 124H127ZM142 123H143V125H142ZM198 123H200V124H198ZM34 124H36L35 125L36 129L34 128ZM20 126L22 127L21 129L19 128ZM23 126L24 127L26 126V127L23 129ZM52 126L54 127V129H52ZM165 126H166V128H165ZM205 126H206V128H205ZM17 127H18V129H16ZM203 127L205 128L204 129L205 131L203 130ZM1 128L2 127H0V129ZM236 128H237V130H236ZM31 129H32V131H31ZM248 129H250V125H246V130H248ZM215 131H216V133H215ZM20 132H22V133H20ZM200 132H203V133H200ZM211 132H212V134H211ZM208 133H209L210 138L214 137V139L211 138V141H212L211 144L212 145H218L217 146L218 147L217 148L218 149L217 154L220 153L218 156L215 153L216 152V146L214 147L215 152L210 153L208 155L204 154L205 153L204 148L206 147V145L208 146L210 144V143H208V142H210V138H208V139L206 138L208 136L207 135ZM6 134H8V136ZM200 135H202V136L200 137ZM202 137L206 138L205 142H204L205 139ZM226 138L229 140L227 141ZM257 138H258L257 145L262 146V144H264V137H261V135H259V136H257ZM3 140L4 141L6 140L7 142L6 141L4 142ZM194 140H195V142H194ZM199 141H201L200 145H202V147H200L198 149L197 143H199ZM214 143H216V144H214ZM225 143L228 145H226ZM144 147H146V148H144ZM251 147H253V150ZM141 148H142V150L147 149L144 152L145 157H143L144 155L142 154L143 158L141 157V152H142ZM221 150H222V152H220ZM190 153H192V155H190V157H188V155ZM224 155H226L227 157L224 158ZM219 157L221 160L218 159ZM235 157H237V155H235ZM132 158H136V159L132 160ZM207 159H209V160H207ZM257 162H258V160H257ZM257 162H255V163L257 164ZM208 165H210L211 167ZM215 168L218 169V167H216V166H215ZM220 168L221 167H219V169ZM217 169H216V172H217ZM163 171H165V172H163ZM168 173H171L170 177H169V175H167ZM218 173H220V172H217V175H215L216 179L220 177V175ZM12 178H11V180H12ZM155 178L157 180H154ZM199 178H197V179H199ZM127 179L131 180L132 183L130 181H127ZM151 179H153V180H151ZM192 179H194V177ZM142 183L147 184L146 192L141 187ZM241 185H243V184H241ZM114 188H116L117 192H118L116 195L117 196L116 199L112 198ZM240 188H245L246 189L245 191H248L244 194V197L247 198V196L249 195V190H247V187L245 185H243L242 187L240 186ZM129 194H132V195H129ZM135 194L137 196H135ZM143 194L144 195L148 194V195L144 196ZM132 196H134V197H132ZM244 197H243V199H246ZM133 198H135V199H133ZM147 198L149 199V201L147 200ZM68 200H69V202H67ZM178 200L180 201V198ZM216 200H217L216 205L214 206L215 209H216L217 203L219 202L218 199H216ZM0 201H1V199H0ZM63 201H64V203L65 202L66 203L63 204ZM179 201H178V203H181V201L180 202ZM204 202L206 203V207H207V208L205 207L206 210L211 211V210H209V208L210 209L214 208L213 207V205H214L213 201L209 203L208 200L206 199ZM210 204H212V205H210ZM94 205H96V207ZM254 206H255V208L258 206L257 209H259L258 211H260V213H261V214L258 213V211H256L255 208H253V210L255 211L254 214H256V212L259 214V215L257 214L256 217L254 215L255 218L253 217V214H252L254 221L257 222L261 218H264V211H261V210H264V208H261L260 204H257V206L256 205H254ZM254 206H252V207H254ZM91 207L92 208L94 207V208L90 209ZM132 208L134 209V207H132ZM163 208L165 210H163ZM59 212L62 214L61 218H60L61 214ZM153 212H155V213H153ZM39 213H41V214H39ZM250 213H251V211H250ZM119 214L120 213H118V215ZM113 216H114V218H113ZM212 216H213V214H212ZM45 217H46V219L49 220V225L47 227L45 226V223H46V221L44 220ZM58 217H59V219H58ZM123 218H124V220H123ZM15 219L20 220V224L22 225V227H20L19 229L16 228L17 231H15L14 227L12 226ZM0 220H1V217H0ZM9 222H11V223H9ZM37 223H38V225H37ZM79 226L81 227L80 229L78 228ZM28 229H30V230L28 231ZM167 233H168L169 239H171L174 236V230L173 229L166 232V235H167ZM25 238H27V240ZM28 238L30 240H28ZM155 240H157V237L155 238ZM130 253H133V252L130 250ZM36 255H35V257H36Z\"/></svg>", "mask_w": 264, "mask_h": 264}]
</instances>
